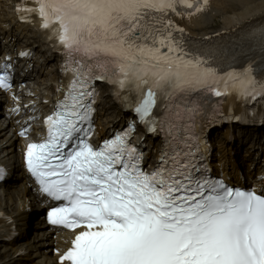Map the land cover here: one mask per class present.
<instances>
[{
    "label": "snow or ice",
    "instance_id": "1",
    "mask_svg": "<svg viewBox=\"0 0 264 264\" xmlns=\"http://www.w3.org/2000/svg\"><path fill=\"white\" fill-rule=\"evenodd\" d=\"M206 2L17 5L62 57L65 81L44 120L46 135L23 151L41 192L58 202L48 219L74 233L59 264H264V189L230 186L211 174L200 136L203 109L191 102L233 91L255 103L264 100V83L250 68L223 70L235 59L228 45L194 48L184 40L171 17L199 13ZM259 39L264 51V30ZM0 72V85L11 89L10 63ZM96 82L112 85L135 117L98 144L91 140ZM137 127L160 140L151 167L143 141L131 139Z\"/></svg>",
    "mask_w": 264,
    "mask_h": 264
},
{
    "label": "bare ground",
    "instance_id": "2",
    "mask_svg": "<svg viewBox=\"0 0 264 264\" xmlns=\"http://www.w3.org/2000/svg\"><path fill=\"white\" fill-rule=\"evenodd\" d=\"M7 1L8 0H0V29L3 37L12 36L13 39L16 38L17 40H20L16 31H23L26 35H28L27 32L29 31L32 36L38 35V33L31 27L18 25L15 23L14 16L7 12ZM243 3L249 5L246 6L243 10L225 16L223 18L221 26L222 30H230L234 27L246 28L251 24L264 21V0H243ZM194 24L195 28L193 29V31L198 33L199 29L202 26L201 21H195ZM7 47L8 49H10L9 46ZM35 79L38 86L41 87L43 91H46L49 89L51 84L50 82L54 79V77L52 75L51 69H43L39 70L36 73ZM6 122L8 121L4 119L0 120V151H3V157H6L5 160L10 161L19 170L16 154L14 151V144L16 143L17 139L7 130V127L5 126ZM111 123L113 125L115 124L114 121H111ZM252 147L253 145L250 146V148ZM252 154L258 155L259 152L253 151ZM250 155L251 153L248 154V156ZM249 169L250 164L247 169L248 173ZM21 176L22 172L18 171V173L16 174V171L12 170L11 179H9V181L4 185V188L0 189V211L13 209L10 205L13 199L12 194L14 192V189H12V187L16 185V182L21 178ZM16 191L24 194L25 190L24 188H18ZM16 217L17 220H19V217L26 218L27 214L21 215L17 212ZM23 221L25 222V220ZM2 225L4 229H7L6 223ZM38 227V232L39 234H41V237L36 238L33 236V229ZM26 233H32L30 235L32 243L28 238L24 241L23 239H25L26 236H24L23 234L16 237L9 243H3V241L0 240V250L2 253L6 254L4 257L0 258V264H42V262L46 258V249L48 246V237L45 233L43 224H41L40 226L37 224L31 225V227L27 229ZM47 262L48 264H50L49 261Z\"/></svg>",
    "mask_w": 264,
    "mask_h": 264
},
{
    "label": "rangeland",
    "instance_id": "3",
    "mask_svg": "<svg viewBox=\"0 0 264 264\" xmlns=\"http://www.w3.org/2000/svg\"><path fill=\"white\" fill-rule=\"evenodd\" d=\"M1 255V254H0Z\"/></svg>",
    "mask_w": 264,
    "mask_h": 264
}]
</instances>
